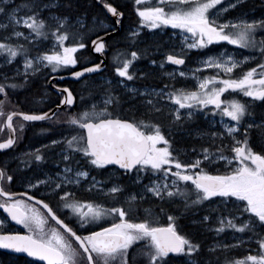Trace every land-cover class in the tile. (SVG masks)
I'll list each match as a JSON object with an SVG mask.
<instances>
[{"label": "rangeland", "instance_id": "374dc122", "mask_svg": "<svg viewBox=\"0 0 264 264\" xmlns=\"http://www.w3.org/2000/svg\"><path fill=\"white\" fill-rule=\"evenodd\" d=\"M37 1L38 10L25 13L13 5L14 0H0V80L25 81L37 79L44 71L60 72L70 66L74 49L84 47L82 41L93 32L105 27L121 31L118 23L101 18L86 21L84 16L68 17L44 11L58 5L57 0ZM134 1L144 4L135 5L139 23L164 25L158 32L165 33L168 46L160 60L147 62L153 67L150 70L138 66L136 59L132 61L133 50L129 59L123 58V51L111 50L106 74L82 85L89 90L106 86L104 92H98L92 101L85 103L86 108L94 110L96 117H102L117 98L121 107L118 109L133 115L138 113L134 118L136 124L149 133L151 148L139 165L138 175L128 179L132 190L127 194L123 191L121 202L168 198L173 208L187 201L183 210L192 207L194 213H203L181 221L178 212L168 211L166 223H158L160 215L150 212L149 220L132 222L127 219L129 210L126 212L120 204L109 207L71 202L82 227L115 225L112 233H121L126 238L123 246L105 253L96 251L85 236L89 249L94 250L95 263H126L127 251L140 243L149 247L150 264H264V157L250 152V158L245 159L242 152L246 149L241 141L243 131L253 130V140L264 144V119L246 114L253 97L264 98V77L262 81L254 78L252 68L248 67L257 57L256 47L262 45L254 28L264 23V9L233 12L241 0ZM166 4L171 7L168 11L161 9ZM262 29L258 35L264 39V25ZM140 31L139 26H132L125 36L134 37ZM196 50L201 54L195 57L193 54L194 58H188L180 67L166 62L168 53L184 52L191 56ZM240 67L243 73L236 74ZM151 73L154 84L134 81L135 77ZM161 77L167 84H173V88L160 86ZM214 77H220L217 79L221 84ZM225 88L232 89V94L223 95ZM14 92L24 93L20 89ZM130 101L135 102L130 104ZM3 105L0 102V131L6 137L2 124L7 111ZM136 106L140 107L139 111ZM158 110H163L162 126L148 117ZM58 117L68 120L71 115L60 113ZM67 122H73V118ZM184 139L197 142L185 144ZM224 149L231 153L223 152ZM196 175L217 176L225 184L210 192L194 180ZM103 191L113 194L120 191V186L113 181ZM26 209L24 228L35 238L59 249L64 255L61 264H85L78 246L51 225L40 209L32 205ZM139 223L147 228L145 232L139 230ZM161 224L171 226L183 238L182 249L172 258L160 252L151 232L152 227ZM0 231H11L1 212ZM200 249L202 253L215 252L223 260L203 257ZM2 261L0 255V264Z\"/></svg>", "mask_w": 264, "mask_h": 264}, {"label": "flooded vegetation", "instance_id": "af4514ba", "mask_svg": "<svg viewBox=\"0 0 264 264\" xmlns=\"http://www.w3.org/2000/svg\"><path fill=\"white\" fill-rule=\"evenodd\" d=\"M247 9H255L256 12L263 10L264 0H241L235 5L233 12L239 13ZM150 23L152 26L157 25L152 22ZM78 49L79 47L74 49L73 55L70 58V66L67 67L64 72L61 73L60 71L57 73H46L44 71L39 75L37 79L41 80L43 85L48 87V90L29 91L23 93V95L18 93L16 94L20 97L18 101L20 102V106L22 108L19 109V111L38 114L50 111L55 106L56 110L51 117L41 120H26L22 117H14L12 119V124L15 130L13 144L9 148L0 151L2 188L10 193L23 192L34 198L43 200L49 205L52 211L60 219L67 223L75 232H77L84 241L86 238L85 236H87L90 240V243H92V232L100 230L102 233H112L113 231L111 230L115 227V225L103 223L98 227L91 228L89 225L82 227L81 225L83 223L80 221V219H78L77 215L73 213L74 210L72 209L71 202H77L81 205L87 206H96L100 203L103 206L108 205L110 207L113 205H110L109 202L116 199V202L118 203H114V206L120 204L125 208L126 212L129 210L132 213V217H134L132 222L139 221V218L141 217H144L145 220H149V218H151L150 212H157L160 215V220L157 222L166 223L168 216H166L164 212L161 213L159 210H154L152 208V203L155 201L164 200L166 198H162L161 200L155 199L152 201L136 200L134 202H121L120 199L123 191L126 192L125 194L129 193L128 190H130L131 184H129L128 179L135 178L138 175V169L140 167L139 165L144 160L149 152V149L151 148V142L148 138L149 133L145 130V128L136 124V122L131 121V119L124 118L133 122L136 128L145 134L148 139L149 148L145 156L140 160L139 164L131 168H121L105 161L98 160L89 147L88 136L84 124L88 121L95 122L99 119L106 118L96 117L94 110L90 111L88 108H86L85 103L92 101L94 95H82L77 93L73 95L74 102L72 105H67L65 107L58 106L63 95L62 92H58L55 87L51 86L49 79L55 75L67 74L73 70L80 69L91 63L100 61V59L93 54L92 55L95 56V58L84 61L78 60V56L76 55ZM174 54L186 58L183 54L181 55L180 52H175ZM105 58V67L102 71L83 76L80 80L73 81L78 83V85L75 87L82 91V87H84L82 86L83 83L90 80L91 78H95L97 75L103 74L108 65V54L106 53V50ZM138 73L140 74V71H138ZM141 79L142 77H135L134 81ZM68 81L72 80L60 81L53 79L52 83L57 87H64ZM134 100L137 101L136 99ZM135 101H130L129 103L131 104ZM21 103L23 105H21ZM134 108L136 111H139L140 109L139 106ZM60 113L71 115L73 122H67L71 118L68 120L59 118L58 115ZM125 113L133 116L134 118L138 114L135 113V111H133V113L136 115L130 114L128 112ZM150 115L151 114H149L148 117ZM150 117L153 118V116ZM91 137L93 136L91 135ZM89 141L92 145L93 141L90 140V135ZM113 181L119 184L120 191L113 194H106L103 190L109 188ZM135 184L137 185V183ZM206 190L210 192L215 191L208 188H206ZM0 197L2 198V201H0V212L7 220V226L11 231L25 232L32 235L30 231L24 228L26 226L24 222L27 214L26 206L32 205L42 211V213L45 215V218L51 225L59 228L74 243H76L75 240H73L57 224V222L39 203L22 195L15 196L13 198H5L0 194ZM127 204H130V207ZM2 205H11L19 208L22 216L15 214L12 217H8L2 211ZM170 209L171 210H169V213H176L175 210L172 208ZM191 209L192 207L185 209L186 213L184 215H179L180 217L178 220L184 217L186 218L184 221L190 220L203 213L201 212L198 215L197 213H199V211L194 213ZM159 226L169 225L161 224L151 228V232L154 235L157 247L165 257L172 258L176 253L164 252L158 245L154 230ZM138 228L141 232H145L147 230V228L142 223H139ZM93 246L96 248V251L104 252L95 245ZM89 250L93 256L94 250ZM81 252L83 253L82 250ZM150 255L151 254L147 244L145 249L144 244L137 243L127 251L125 256L126 263L123 264H147L150 260ZM28 261L32 263L31 260Z\"/></svg>", "mask_w": 264, "mask_h": 264}, {"label": "water", "instance_id": "95a60500", "mask_svg": "<svg viewBox=\"0 0 264 264\" xmlns=\"http://www.w3.org/2000/svg\"><path fill=\"white\" fill-rule=\"evenodd\" d=\"M95 4L100 6L105 14L113 19L121 18L122 12L117 11L116 7L103 0H93ZM115 31L110 30L106 33H99L92 36L89 40V49L91 53L97 56L100 61L91 63L80 69L73 70L67 74L55 75L49 79L52 87L58 92H62L59 107L72 105L74 102L73 92L68 87H57L52 80H80L83 76L91 75L102 71L105 67V40ZM166 60L169 64L181 66L184 58L175 54H167ZM56 110V106L50 111L38 114L27 113L24 111L12 110L5 115L2 127H6L7 137L0 140V151L9 148L14 141L15 130L12 124L14 117H22L26 120H41L51 117ZM88 136L89 147L98 160L119 166L121 168H131L139 164L140 160L145 156L149 143L148 139L136 126L127 119L118 117H107L99 119L95 122L88 121L84 124ZM93 141L92 145L89 141ZM91 135L93 137H91ZM126 162V163H124ZM2 171L0 168V194L5 198H13L18 195L26 196L29 199L39 203L57 222V224L79 245L85 254L89 264H95L92 254L83 240V238L75 232L67 223L60 219L43 200L34 198L27 193H10L1 187ZM194 180L211 190H218L225 184L224 180L215 176L196 175ZM2 211L12 217L17 214L22 216L20 209L14 206L2 205ZM155 235L159 247L167 253H177L183 245L182 238L170 226H159L155 228ZM92 243L100 250L111 252L125 243L124 235L120 233H102L96 230L91 233ZM0 250L15 255H22L28 259L42 262L45 264H60L63 261V253L57 248L46 244L42 240L34 238L31 234L18 231H0Z\"/></svg>", "mask_w": 264, "mask_h": 264}, {"label": "trees", "instance_id": "16d2710c", "mask_svg": "<svg viewBox=\"0 0 264 264\" xmlns=\"http://www.w3.org/2000/svg\"><path fill=\"white\" fill-rule=\"evenodd\" d=\"M103 1H108L112 3L117 11L122 12V17L118 19H113L108 16H106L104 10L95 4L93 0H57L58 5H56L54 8L51 9H44L46 12H55L59 15L62 16H68V17H76V16H84L87 21H90L91 18H101L104 20L109 21L110 23H118L122 28L121 31H117L115 34L110 35L106 38V53L108 54V59H107V68L103 72V74H106L108 71V67L110 64V56H111V50H121L123 51V58L129 59L131 58L129 53L130 50L135 53L134 56H132V61L133 59H136L134 61L138 66L144 67L145 70H150L153 69L152 66L147 65V62H155L154 60H160L162 57V53L166 50L168 43L164 41L165 38V33H159L158 31L161 28H164V25L162 23H159L155 26H152L151 24H142L139 23V17L135 15V5L136 6H143L144 4L138 2L136 3L134 0H103ZM14 6L20 8L23 10L25 13H30L38 10V7L40 5V2L37 0H14L13 3ZM169 4L163 5L161 9L168 11L171 7L168 6ZM3 7H6L5 5ZM43 14V13H42ZM159 18H161L159 16ZM164 16H162L161 19H163ZM139 26L141 28V31L139 34L135 35L134 37H126L125 36V31L130 29L132 26ZM262 25H256L254 28L256 30L255 35L258 39L261 40L262 45L257 46L255 49V54L257 55L256 59H254L252 62H250L248 67L252 68V75L254 78L261 80V78L264 77V39L261 38L258 34L259 32L263 31ZM111 30V28L105 27L102 29H99L93 34L89 35L86 39L82 41V44L84 47L79 48L77 50L76 55L78 56V60L84 61V60H89L91 58H95L90 51H89V40L90 37H92L95 34L98 33H105L107 31ZM165 30H169L166 28ZM139 40V41H138ZM256 41V40H255ZM138 42V43H135ZM257 43V42H256ZM153 51H155L153 53ZM252 51V50H251ZM183 54L186 58V63L189 61L188 58L193 59L195 56H198L201 54L200 51H195L192 52V55ZM194 54V57H193ZM167 55V54H166ZM120 63H116V66H119ZM67 69V68H66ZM64 70L61 71L64 72ZM57 73V72H56ZM238 73H243V69L240 67L236 70V74ZM235 74V75H236ZM152 73L150 75H144L142 77L141 82L149 83V84H154V77H151ZM215 79L220 78V77H214ZM161 83H159L160 86H163L165 88H173V84H167L165 81V78L161 77ZM217 84H221V82L217 79ZM66 84L70 85L71 89L73 90L74 94H82V95H96L98 92H104L106 86H101L93 90H89L87 87H83L82 91L79 89H76L75 86L78 85V83L73 82V81H68ZM177 85V81L174 83ZM22 90L24 93L29 92V91H45V89L48 90L47 86L43 85V82L39 79H27L25 81H20L17 79H10V80H0V102H2L4 105L5 111L7 113L11 110H19L22 109L20 106V102L18 99L20 98L19 95H12L16 92L15 90ZM107 91V90H106ZM18 92V91H17ZM21 92V91H20ZM228 93L232 94V89H227L223 91V95H227ZM17 94V93H16ZM240 95V94H237ZM238 97V96H237ZM115 103L111 105L108 109L107 112L102 113V117H122V118H128L131 119V121L135 122L134 117L131 115L121 112L118 108L120 107L119 104V99L114 98ZM118 104V105H117ZM21 105H23L21 103ZM118 106V107H117ZM246 114L249 116H253L256 118H261L264 119V98H258V96L253 97L251 99V104H249L246 108ZM162 115H163V110H158L155 111L153 114L150 116H153V121L157 122L160 124V126L164 125L165 123L162 120ZM172 126H178L175 124H171ZM2 131V130H1ZM0 131V139L4 138V132ZM253 131V130H252ZM252 131H243V134L241 135V141L244 142L243 147L246 149L245 151L242 152V156L245 157V159H249V153H259L264 157V144L253 140V134ZM3 133V134H2ZM190 139H184V143L187 144L188 142L195 143L197 142L196 140L193 141H188ZM239 150L234 151V153H237ZM223 152H230V150L224 149ZM187 201H181L179 202V206L177 207H171V203L168 201V198L161 200V201H155L152 203V208L154 210H159L161 213L168 214V211L175 210V212H178L180 215H184L186 213V210H183L185 206L188 204L186 203ZM114 203H118L115 200H112L109 202V204L114 206ZM188 209V208H186ZM134 217H132V213L128 211L127 213V219L133 220ZM186 218L180 219L181 221H184ZM145 218L141 217L139 218V221H144ZM163 221V220H162ZM195 244H198L195 242ZM146 249V245H145ZM192 254V253H191ZM199 254H202L203 257H207L209 259H214L217 260L218 262H221L223 258L221 256H216L215 252H209L206 251L205 253H202L201 249L199 251ZM0 255L3 257L2 264H28L29 261L24 257V256H19V255H11L8 252L1 251L0 250ZM193 255V254H192ZM7 259L9 261L7 262ZM84 263L88 264L86 258L83 256ZM95 261V260H94ZM36 264H42L38 262H34ZM98 264V263H96ZM149 264V262L147 263Z\"/></svg>", "mask_w": 264, "mask_h": 264}, {"label": "bare ground", "instance_id": "6f19581e", "mask_svg": "<svg viewBox=\"0 0 264 264\" xmlns=\"http://www.w3.org/2000/svg\"><path fill=\"white\" fill-rule=\"evenodd\" d=\"M106 16H107V15H106ZM91 19H92V18H91ZM116 19H118V18H116ZM116 19H115V20H116ZM86 21H87V20H86ZM121 28H122V27H121ZM116 32H117V31H115L113 34H115ZM113 34H112V35H113ZM105 44H106V40H105ZM105 48H106V45H105ZM105 50H106V49H104V55H105ZM90 52H91V51H90ZM91 54H92V53H91ZM32 79H34V78H32ZM64 86H65V87H68V88L73 92V90L71 89L70 85L65 84ZM76 89H78V88L76 87ZM73 94H74V93H73ZM12 95H16V93H14V94H12Z\"/></svg>", "mask_w": 264, "mask_h": 264}]
</instances>
